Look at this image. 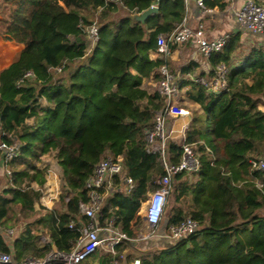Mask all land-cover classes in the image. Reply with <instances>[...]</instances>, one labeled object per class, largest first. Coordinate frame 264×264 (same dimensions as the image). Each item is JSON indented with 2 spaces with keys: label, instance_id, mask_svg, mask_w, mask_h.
Here are the masks:
<instances>
[{
  "label": "trees",
  "instance_id": "trees-1",
  "mask_svg": "<svg viewBox=\"0 0 264 264\" xmlns=\"http://www.w3.org/2000/svg\"><path fill=\"white\" fill-rule=\"evenodd\" d=\"M216 1L205 4L211 8ZM154 2L0 0V12L9 10L17 24L32 27L18 59L0 70V143L19 149L7 162L0 149V172L1 166L10 171L0 173V250L19 264L44 258L54 246L73 250L81 236L79 223L87 221L79 208L80 201L89 200L85 181L106 155L123 156L135 189L126 193L116 177L120 189L105 199L99 221L113 219L130 238L139 236L141 206L165 172L161 155L147 151L145 140L165 104L158 91L145 88L144 80L165 62L150 52L157 50L158 36L171 34L187 14L184 0H160L159 11L146 21L133 18ZM94 23L99 39L91 43L86 27ZM242 34L231 33L223 48L206 58L212 76L220 64L228 68L226 89L213 94L194 81L188 92L201 106L185 131V141L199 154L200 170L176 175L167 213L170 224L191 217L198 231L164 248L136 249L133 241L123 240L117 254L97 250L85 264L136 259L140 264H264V172L251 168V159L264 156V32L254 35L257 42L250 46ZM235 58L238 66L232 65ZM166 62L170 67L169 57ZM199 66L191 61L181 73ZM181 143L169 139L170 163L181 161ZM44 159L56 161L65 179L53 209L40 203L49 171L40 166ZM23 221L12 247L8 232ZM40 225L50 241H40Z\"/></svg>",
  "mask_w": 264,
  "mask_h": 264
},
{
  "label": "built area",
  "instance_id": "built-area-1",
  "mask_svg": "<svg viewBox=\"0 0 264 264\" xmlns=\"http://www.w3.org/2000/svg\"><path fill=\"white\" fill-rule=\"evenodd\" d=\"M160 0H155L151 5H158ZM187 6L190 0H184ZM202 14L206 15L212 11L207 7L205 0H194ZM236 18L240 26L253 35H259L264 32V0H244L243 5L236 9ZM87 36L92 43L99 39V26L94 23L86 27ZM230 34H223L218 37L209 38L205 35L204 25L192 27L187 23V14L184 21L177 26L169 35L158 36V46L156 53L165 62L158 69L160 76L156 83V91L165 100V104L160 108L155 116L154 124L145 131V140L147 151L157 152L161 155L164 174L158 178L160 185L154 191L150 192V198L143 202L149 206V201L166 200V209L162 214L151 213L149 208L146 212L145 224L148 232L139 235L136 238H130L125 232L121 231L113 219L104 223L99 221L98 212L110 192L120 189L116 183V177H119L123 184L121 187L126 193H132L135 189L133 177L128 175L125 170L123 156L106 155L94 167L92 174L85 181V188L89 194L88 201H80L79 208L82 215L87 217V221H80L81 236L77 239L76 245L70 252L54 250L48 253L42 259L26 260L22 264H49L51 262H60L63 264H85V261L97 250H104L113 255L117 254V246L123 240L137 242V247L149 240L150 237H164L174 246L178 241L188 238L199 229V223L187 217L179 224H170L167 215V206L169 199L174 191V179L177 174L182 172H198L200 170L199 154L194 146L185 141V131L189 127L194 113L188 107L177 103L179 94V85L177 78L167 65L166 59L172 53L171 43L183 44L186 41H195L200 53L208 58L212 53L220 51L225 45ZM236 61L233 66L240 63ZM218 74L210 78H197L196 81L204 85L210 93L218 94L227 87L226 73L228 68L225 64L218 66ZM32 72H28L30 75ZM185 119L178 129H174L171 122L176 119ZM174 131L178 132L181 146L184 150L182 159L179 163H170L167 159V143L170 138H174ZM0 149L4 153V161H10L19 155L18 145H8L6 142L0 143ZM251 168L264 172V156L251 159ZM6 173L10 171L3 166ZM165 226L161 229L162 226ZM74 225L71 223L70 227ZM12 232V230H10ZM142 233V232H141ZM14 257L9 252L0 250V264H11ZM133 264H140L136 259Z\"/></svg>",
  "mask_w": 264,
  "mask_h": 264
},
{
  "label": "crops",
  "instance_id": "crops-1",
  "mask_svg": "<svg viewBox=\"0 0 264 264\" xmlns=\"http://www.w3.org/2000/svg\"><path fill=\"white\" fill-rule=\"evenodd\" d=\"M12 0H7V2H11ZM244 0H218L214 5L211 6L212 11L206 15L202 14L196 5L194 0H190L188 3V13H187V23L192 27H198L201 24L204 25L205 35L209 38L218 37L223 34H231L237 32L239 30L243 31L242 39L244 43L247 45H252L255 42L254 35L243 29L235 15V10L243 5ZM223 4V5H222ZM10 11L4 10L0 12V70L10 66L13 62H15L22 49L28 44L31 38V26L23 27L17 24L14 20L10 18ZM10 37L11 40H8ZM172 53L169 57L170 69L178 74L177 81L179 85V94L177 99L180 104L187 106V104L191 105L193 108V113L196 111H201V106L197 102H193L188 97V92L191 91L192 83L197 82V78L205 77L210 78L212 75L210 74L212 66L208 63L206 57H204L199 49L198 45L195 41H186L183 44H178L176 48H172ZM151 58L159 57L156 51L150 52ZM238 57V55H237ZM191 61L199 63V67L194 72H189L186 74L181 73L182 67L189 64ZM239 61L238 58H235L232 62V65ZM158 69L153 71L150 77L144 80L145 88L153 93L156 91V83L159 78H155L158 75ZM202 73H205L202 75ZM188 101V102H187ZM191 104H190V103ZM190 109V108H189ZM182 119V118H181ZM185 122V119L182 121H178V119L171 122L174 129H178L182 123ZM174 138H179L178 132L174 131ZM54 161L44 159L40 162L41 167L49 166L50 175L47 176L48 185L43 188V195L40 199L41 205L48 209H53L55 205H57L60 201V195L58 196V191L56 186L53 187L51 181L53 179V170L56 169L54 166ZM1 174H3L4 170L1 166ZM6 179V178H5ZM6 181V180H5ZM3 182L2 185L4 187L7 186L6 182ZM46 185V184H45ZM52 186V187H51ZM2 190L0 189V192ZM147 203L141 206V210L143 213L142 223L143 226L139 235L148 232V227L145 224V217L147 212ZM46 213L45 210L42 211L40 215H44ZM26 226V221L20 223L18 230H13L12 232H8L7 239L10 245L13 247V241L19 236V234L24 230ZM165 226L163 225L161 229ZM40 241L48 242L50 241V234L48 230L44 228V226H38ZM142 232V233H141ZM11 234V235H10ZM142 250L149 248H164L171 246V242L164 237H150L149 240L145 241L143 244L139 245ZM134 248L137 249V242H134ZM57 248L54 246L51 251L56 250ZM129 248L125 250L127 252ZM19 262L16 261L14 257V261L11 264H17Z\"/></svg>",
  "mask_w": 264,
  "mask_h": 264
},
{
  "label": "rangeland",
  "instance_id": "rangeland-1",
  "mask_svg": "<svg viewBox=\"0 0 264 264\" xmlns=\"http://www.w3.org/2000/svg\"><path fill=\"white\" fill-rule=\"evenodd\" d=\"M261 35V34H260ZM260 35H256V37H260ZM258 39V38H257ZM8 40H11L10 39V37H8ZM255 40V42H257V40L256 39H254ZM92 43V42H91ZM188 102V101H187ZM177 103L178 104H180V102H179V100H177ZM190 103V102H189ZM191 104V103H190ZM180 105H182V106H184L183 104H180ZM186 105L187 106H185V107H188V108H190V109H192L193 110V108L191 107V105H189V104H187L186 103ZM260 107H262L263 109H264V107L263 106H261L260 105ZM194 111V110H193ZM196 111V110H195ZM178 121H182V119L180 118V119H178ZM179 139V138H178ZM180 140V139H179ZM42 162V161H41ZM55 163H54V166L56 167V169H54L53 170V179H52V181H51V183H52V185H53V187H55L56 186V188H57V191H58V196L62 193V188H63V185L65 184V179H64V177H63V172H62V168L60 167V165L56 162V161H54ZM50 175V172L47 174V176H49ZM48 179H47V182H46V185L45 186H47L48 185ZM55 185V186H54ZM52 187V186H51ZM45 188V187H44ZM150 194V193H149ZM149 194H148V197H149ZM173 195V194H172ZM172 195H171V197H170V199H169V204H168V207H167V212L169 211V209L171 208V206H172V204H173V198H172ZM148 199V198H147ZM143 205V204H142ZM143 213L144 212H142V210L140 209V215H143ZM167 215H168V213H167Z\"/></svg>",
  "mask_w": 264,
  "mask_h": 264
},
{
  "label": "clouds",
  "instance_id": "clouds-1",
  "mask_svg": "<svg viewBox=\"0 0 264 264\" xmlns=\"http://www.w3.org/2000/svg\"><path fill=\"white\" fill-rule=\"evenodd\" d=\"M150 198V195L149 197ZM149 208L151 213H158V214H162L165 209H166V200L162 199L160 200H156V201H149V206L147 207V209Z\"/></svg>",
  "mask_w": 264,
  "mask_h": 264
},
{
  "label": "water",
  "instance_id": "water-1",
  "mask_svg": "<svg viewBox=\"0 0 264 264\" xmlns=\"http://www.w3.org/2000/svg\"><path fill=\"white\" fill-rule=\"evenodd\" d=\"M200 10V9H199ZM159 11V6L158 5H154V6H151L150 8H148L147 10L141 12V13H137V14H134L133 15V18L137 21H141V22H144L147 20V18L153 14V13H156ZM19 264V263H17Z\"/></svg>",
  "mask_w": 264,
  "mask_h": 264
}]
</instances>
